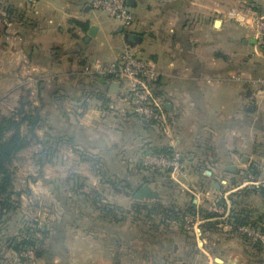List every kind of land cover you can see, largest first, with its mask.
<instances>
[{
	"label": "crops",
	"instance_id": "1",
	"mask_svg": "<svg viewBox=\"0 0 264 264\" xmlns=\"http://www.w3.org/2000/svg\"><path fill=\"white\" fill-rule=\"evenodd\" d=\"M92 2L0 0V107L20 91L28 93L26 79L37 82L35 73L42 68V114L50 130L42 136V187L39 192L33 184L28 191L16 187L21 196L12 215L18 216V227L12 215L0 224V264H19L11 243L17 245L25 235V220L43 231L38 264H264V246L244 241L224 220L204 216L211 197L228 194L232 218L264 230V186L246 181V173L253 171L264 182V92L249 82L264 78V57L251 13L243 15L246 10L264 14V0H135L130 5L137 21L119 29ZM232 10L239 13L236 18L230 16ZM92 26L98 28L94 35ZM126 49L148 58L162 73L156 94L169 133L147 124L133 127L135 117L118 110L129 109L122 91L110 93L113 81L109 85L82 74L94 59L109 64ZM60 113L70 118L56 115ZM53 142L66 145L68 154L49 150ZM81 146L90 158H80ZM146 147H170L183 154L194 179L183 188L190 199L180 205L193 203L203 212L199 239L171 220L158 234L141 236L133 224L126 233V221L107 224L78 212L77 196L66 185L71 179L57 185L50 180L53 164L61 167L55 177L70 178L79 172L65 169L62 162L84 161L90 168L101 157L119 183L103 190H114L117 199H129L125 182L135 194L145 184L157 191V175L143 166ZM132 161H138L137 169L128 174ZM159 199L138 201L150 207Z\"/></svg>",
	"mask_w": 264,
	"mask_h": 264
},
{
	"label": "built area",
	"instance_id": "2",
	"mask_svg": "<svg viewBox=\"0 0 264 264\" xmlns=\"http://www.w3.org/2000/svg\"><path fill=\"white\" fill-rule=\"evenodd\" d=\"M92 6L95 9L106 11L123 28H130L135 24V16L129 0H93ZM250 13L253 20L252 32L260 45L261 53L264 57V14L246 10L243 15ZM238 14L236 10H232L230 16L236 18ZM82 74L87 77L112 78L113 82L119 84V89L123 94V101L129 106V109L125 107L118 108L121 111L120 113L125 116H128V114L135 116L145 124L153 127L158 126L163 132L169 133L167 113L156 94V83L162 73L150 60L135 56L130 53L129 49H126L120 53L114 62L109 64H106L101 59H94L93 64L86 66ZM249 82L255 85L258 84L264 92V78ZM143 166L147 170L166 174L177 184H181V180L184 182L188 181L190 177V170L186 161L182 153L176 149L173 150L171 155L146 154L143 159ZM246 178L248 184L261 183L264 186V182H259L257 174L253 171L247 172ZM227 196L228 194L211 197L207 207L208 213L224 220L226 227L244 241L264 246V230L251 224H239L231 219L230 204ZM202 218L199 209L193 214H186L183 219L184 231L199 239L202 236L200 228V224L203 221ZM39 236L40 234L38 233L36 237L38 238ZM21 257L23 259L22 264H38L36 247L27 246Z\"/></svg>",
	"mask_w": 264,
	"mask_h": 264
},
{
	"label": "rangeland",
	"instance_id": "3",
	"mask_svg": "<svg viewBox=\"0 0 264 264\" xmlns=\"http://www.w3.org/2000/svg\"><path fill=\"white\" fill-rule=\"evenodd\" d=\"M95 10L97 11L98 14L102 15L103 18L108 23L114 26L115 29H119L120 26H122L117 20H115L106 11L101 10V9L100 10L95 9ZM132 12L135 13L134 9H132ZM136 21H137V18L135 16V22ZM130 53L134 54L135 56L141 57L143 59H148L146 57L141 56V54H138V52H136L135 50L134 51L130 50ZM35 74H36L35 77L39 79L37 80L38 83L34 82L33 77L32 78L28 77L25 81V85L27 86L26 90H29V92L24 93L25 91H20V95H18V98L13 99V101H11L10 99H7L6 100L8 102L7 105H3L2 108L0 107L1 114H9L11 111L15 110L19 106L20 103H27V104L31 103L36 106L42 105V101H41L42 99V68L39 69V71ZM38 90L41 91L40 96H38L39 95ZM48 90L51 92V90H53V87H50V89ZM49 91H48V98L46 99H49V93H50ZM66 103L69 104V101L65 102V104ZM56 115L64 116L66 119L70 118L68 117L67 114H64V113L63 114L60 113ZM49 116H51V119H53V117H55V113L51 112ZM140 124L144 126L145 123L142 122L137 117H135V119L132 120V123H131L133 127L135 126L138 127ZM41 126H42V123H41ZM44 126L46 125H43V127H41V129L38 131L41 139H42V136L44 138V136H46L47 134L49 135V129H46V128L43 129ZM130 131L133 132V129H131ZM51 134L52 136L53 135L57 136L55 130H51ZM42 147L43 145L34 143L30 148H28L26 151L21 153V155H19V157L15 161L14 163V171L16 172L15 185L18 190L28 191L29 189L28 186L33 184L34 187L38 188L37 191L39 192V188L42 187V165H40L42 162ZM66 147L67 146L64 144L60 146L59 142H56V143L53 142L50 146L53 152L57 151L60 154H68L66 152H68L69 150L68 148L66 149ZM78 151H79L80 158L87 159L88 157L89 158L91 157L90 152L87 151L86 147L84 146H81V149ZM132 151L133 149H131V152ZM57 163L60 164L61 160H59ZM63 163L65 164L63 165ZM137 164H138V161L131 162V164L128 166L129 167L128 174L134 173L136 171ZM87 165L88 164L84 161L75 163L74 160L73 161L67 160L66 162H62V167H64L65 169H68V170L74 169L73 171L76 170L79 173L76 176L73 173L74 176L72 177L70 175L71 176L70 178H67V177L58 178L55 176H58L57 174L59 172H57V169L60 170L61 167L55 166V164H53L52 166L48 167L51 169V172L49 173V175H51L50 180H54V184L57 185L63 179H71V181L66 183V185L68 188L72 190L73 194L77 196L76 201L78 202V206H79L78 212H80L84 216L88 215V217H92L93 219H97L107 224H111L109 223L110 219L116 220L118 218H121L120 221H122V223L126 221L124 223L125 225H123L126 233H129L131 231L132 224H133L134 226L136 225L137 227L140 228L139 230H137V232L138 234H141V236H145L144 233H147V232H150L152 234H158V232H160L161 229L166 227L167 222L170 221V219L163 218L165 216L163 214L164 208L170 207L171 204H175L177 207L179 206L181 207V208L179 207L180 211L181 210L184 211L186 206L182 208L180 204L181 202L184 201L185 198L191 197L188 194V192L185 189H183L189 186V184H191L192 180L194 179L191 169H190L189 180L186 182H184L183 180L180 181L182 185H187V186H182L181 184H177L166 174L161 173L159 171L152 170L151 172L157 175L158 177L157 179L158 182L156 183L154 187L157 191L160 192L161 197L158 201H154V202L151 201L152 205L145 210H141V214H138L137 212H135L134 207H133L134 202H135V200L133 199V196H128L129 199L127 201L122 202L121 200L123 199L119 200L116 198V196L119 194L115 193L114 190L112 191L111 189H109L110 191L103 190V187L105 185L112 186L113 187L112 189H116L119 183H118V178L112 176L111 174L112 170H110L109 165H106L105 161H103L101 157L95 158L89 164L90 168H93L91 169L93 174L90 168L87 167ZM85 174H89V175L85 176ZM163 176H165V178H163ZM34 179H36V181H39V182L36 184L34 182ZM78 187H81L82 189H79ZM93 187L98 188L99 191H97L96 189H95L96 191H94ZM75 190H84V192H81L78 194L77 191ZM192 196L194 197L193 194ZM26 203L28 205L29 202H26ZM120 204H128V208L126 210H124L125 208H123L125 212L122 211V207L119 206ZM158 204H164L161 211H157V212L153 211L155 207H158ZM105 206H108L107 208H113L115 210L116 214L114 217H108L107 214L102 211V208H104ZM207 207H208V204H207ZM16 216L17 215L12 217L14 228L18 227L15 222L18 219V216L17 217ZM26 222L27 220L23 221L24 224L22 226L24 227L25 231L28 229V226L31 227L30 224L33 223V222H30L29 224ZM19 225L21 226V224ZM178 226L181 229H183L181 225H178ZM24 230L22 229L21 231H24ZM132 232H135V231L133 230ZM37 234L38 233H36V235ZM195 239L197 238L195 237ZM191 242H194V240H192Z\"/></svg>",
	"mask_w": 264,
	"mask_h": 264
},
{
	"label": "trees",
	"instance_id": "4",
	"mask_svg": "<svg viewBox=\"0 0 264 264\" xmlns=\"http://www.w3.org/2000/svg\"><path fill=\"white\" fill-rule=\"evenodd\" d=\"M95 79L107 81V84L109 85L112 82V78H108V79L95 78ZM44 124H45V120L42 114V105L36 106L31 103L29 104L20 103L19 106L15 110L11 111L9 114L0 113V224L4 223L7 220V218L9 220V217L19 207L18 199H20L21 194L16 191V185H15L16 172L14 171V163L19 157V155H21V153H23L28 148H30L34 143H38L40 145L44 144V141L41 139L38 133V131L41 129V127H43ZM148 126L149 128H153L152 125H148ZM43 129H45V127ZM48 138L50 139V137H47V139ZM44 146L45 145H43V147ZM47 147H49V150H52L50 146ZM151 153L171 155L173 153V149L170 147L169 148L146 147L144 149V155ZM40 165H42V162ZM121 183H123V181H121ZM125 183H126V187L129 189V192H127L126 194L128 196H133V199L135 200V190L129 187L130 185H128L129 184L128 182ZM77 193L79 194V192ZM163 206L164 204H158V207H155L153 211L155 212L161 211ZM107 207L108 206L102 208V211L105 212L108 217H114L116 214L115 210L113 208H107ZM179 207H177L175 204H171L170 207L164 208L163 214L165 216L163 218L165 219L167 218L170 219L171 221H175L176 224L181 225L183 228L184 216L186 214H193L197 212L196 209L197 207L194 206L193 203H189V205L186 206L184 211L183 210L180 211L181 207L180 208ZM147 208L148 206L144 205L138 200L134 204V210L138 214H141V210H145ZM122 211L125 212L123 209ZM204 213H205L204 216L206 215V217L209 218L215 217V215L208 213V211H205ZM201 215L202 217H204L203 212H201ZM120 219L121 218H118L116 220L110 219L109 223L114 224V223L122 222L120 221ZM231 219L239 224H251L253 226H257L255 222L242 221L236 217L234 219L232 218V215H231ZM25 232H26L25 235L21 238L20 242L17 245L11 243V247L14 248V250L19 255V261H18L19 264L23 263L21 254L27 246L36 247L37 249L40 243L42 242L41 240H39V238L36 237V233L39 234L43 233L41 228L36 229L33 228L32 226V227H28V229ZM37 258H38V252H37Z\"/></svg>",
	"mask_w": 264,
	"mask_h": 264
},
{
	"label": "water",
	"instance_id": "5",
	"mask_svg": "<svg viewBox=\"0 0 264 264\" xmlns=\"http://www.w3.org/2000/svg\"><path fill=\"white\" fill-rule=\"evenodd\" d=\"M133 1L135 0H129V4H131ZM97 29L98 28L96 26H92L90 30V34L94 35ZM131 39L138 40L139 38L131 37ZM118 89H119V84L116 82H113L110 88V93L115 94L118 92ZM213 188H215L216 190H220L217 182L213 183ZM135 198L137 200H156V199H159L160 196L157 191L153 190V188L150 187L148 184H145L142 187H140L139 190L136 192Z\"/></svg>",
	"mask_w": 264,
	"mask_h": 264
}]
</instances>
